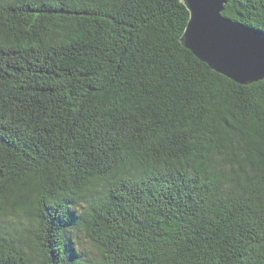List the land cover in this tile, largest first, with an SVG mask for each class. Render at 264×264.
I'll return each mask as SVG.
<instances>
[{
  "label": "trees",
  "instance_id": "1",
  "mask_svg": "<svg viewBox=\"0 0 264 264\" xmlns=\"http://www.w3.org/2000/svg\"><path fill=\"white\" fill-rule=\"evenodd\" d=\"M226 1L264 32V0ZM189 19L0 0V264H264V80L196 58Z\"/></svg>",
  "mask_w": 264,
  "mask_h": 264
},
{
  "label": "water",
  "instance_id": "2",
  "mask_svg": "<svg viewBox=\"0 0 264 264\" xmlns=\"http://www.w3.org/2000/svg\"><path fill=\"white\" fill-rule=\"evenodd\" d=\"M190 19L183 46L214 72L248 86L264 80V32L224 16L226 0H181Z\"/></svg>",
  "mask_w": 264,
  "mask_h": 264
},
{
  "label": "rangeland",
  "instance_id": "3",
  "mask_svg": "<svg viewBox=\"0 0 264 264\" xmlns=\"http://www.w3.org/2000/svg\"><path fill=\"white\" fill-rule=\"evenodd\" d=\"M70 238L72 241V247H74L77 251L80 252L81 255L83 254H89L91 252H94V247L91 245L89 239L85 236V234L82 232L72 233L70 234ZM69 239V236H68Z\"/></svg>",
  "mask_w": 264,
  "mask_h": 264
}]
</instances>
